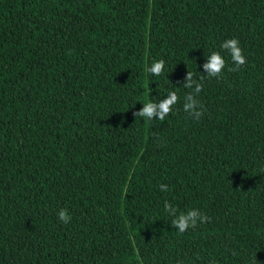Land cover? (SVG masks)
Wrapping results in <instances>:
<instances>
[{
	"label": "trees",
	"instance_id": "trees-1",
	"mask_svg": "<svg viewBox=\"0 0 264 264\" xmlns=\"http://www.w3.org/2000/svg\"><path fill=\"white\" fill-rule=\"evenodd\" d=\"M214 51L225 67L208 77ZM201 76L195 119L184 97ZM169 91L163 121L135 116ZM166 202L208 220L181 233ZM257 260L264 0H0V264Z\"/></svg>",
	"mask_w": 264,
	"mask_h": 264
},
{
	"label": "clouds",
	"instance_id": "clouds-1",
	"mask_svg": "<svg viewBox=\"0 0 264 264\" xmlns=\"http://www.w3.org/2000/svg\"><path fill=\"white\" fill-rule=\"evenodd\" d=\"M222 49L227 50L235 67L230 68L229 71H236L241 65L246 63V59L242 54V49L240 47L239 41L237 39H228L222 45ZM209 62L204 65V68L208 70V77H219L222 74V70L225 67V59L219 52H212L208 57ZM164 60L154 61L152 65L147 69L150 74L159 76L162 74L164 69ZM194 74L188 71L186 88L192 89L193 83H195ZM200 83L196 84L195 90L189 92L184 97V111L189 114V116L199 119L202 115V105L196 99V96L201 92L203 88V79L201 76ZM179 97L176 91H169L167 99L162 102L146 101L143 109L140 112L135 113V116L144 117L146 120H152L155 116L157 119L163 121L165 117L172 111L173 106L178 102ZM163 191L167 190V185L160 186ZM165 211L173 215L172 220L173 227L177 228L179 232H185L189 227H196L197 221L201 223L206 222L208 217L202 215L198 209H191L187 212H179L177 208L174 209L173 205L168 202L164 205ZM58 218L64 224H67L71 220V216L68 214L67 209H60L58 213ZM254 264H261L258 260Z\"/></svg>",
	"mask_w": 264,
	"mask_h": 264
}]
</instances>
